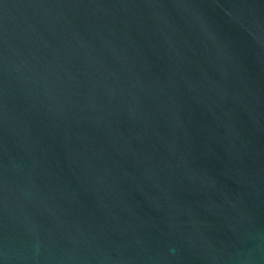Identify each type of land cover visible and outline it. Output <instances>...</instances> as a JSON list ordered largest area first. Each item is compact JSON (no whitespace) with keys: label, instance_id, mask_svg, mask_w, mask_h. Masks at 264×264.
<instances>
[{"label":"water","instance_id":"obj_1","mask_svg":"<svg viewBox=\"0 0 264 264\" xmlns=\"http://www.w3.org/2000/svg\"><path fill=\"white\" fill-rule=\"evenodd\" d=\"M0 264H264V0H0Z\"/></svg>","mask_w":264,"mask_h":264}]
</instances>
